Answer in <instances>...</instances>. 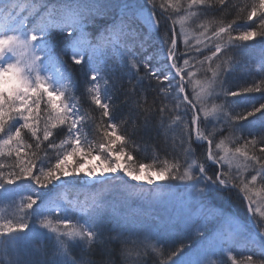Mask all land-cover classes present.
<instances>
[{
  "label": "snow or ice",
  "instance_id": "snow-or-ice-1",
  "mask_svg": "<svg viewBox=\"0 0 264 264\" xmlns=\"http://www.w3.org/2000/svg\"><path fill=\"white\" fill-rule=\"evenodd\" d=\"M0 17V264H264V0H0ZM256 57L259 81L225 86Z\"/></svg>",
  "mask_w": 264,
  "mask_h": 264
},
{
  "label": "trees",
  "instance_id": "trees-1",
  "mask_svg": "<svg viewBox=\"0 0 264 264\" xmlns=\"http://www.w3.org/2000/svg\"><path fill=\"white\" fill-rule=\"evenodd\" d=\"M2 21V19L0 20ZM254 43L256 41H253ZM253 43V44H254ZM163 56V55H162ZM66 59H68V57H65ZM159 58V56L157 57ZM164 58L162 57V60ZM182 63V61H181ZM257 68H260L259 63H258V57L252 59V61L250 63H248L245 66H237L235 68L234 71H232L228 77H227V83H226V87L232 88L233 90H235L238 87H243V86H247L248 84L253 82V79H258L261 77L260 73H258ZM198 75H200L198 73ZM202 77V76H201ZM203 78V77H202ZM77 79L79 81H82L83 78L79 77V75L77 74ZM195 84V81H194ZM83 87V85H81V88ZM189 91V89H188ZM191 92V91H189ZM77 95H79V93H77ZM257 98L259 97V93L256 94H249L246 97H238V98H231L232 100H235L238 102V107H237V111L242 110L244 107L249 106L251 101L253 100V98ZM85 107H87V105H85ZM57 143H59V140H57ZM195 147V145H194ZM206 148V146H204ZM197 155L201 156L203 149L197 148ZM150 153L147 154V158L145 157V154H141V159L144 160L145 163L150 162ZM201 158H203L201 156ZM131 183V182H130ZM169 182L166 181V183L164 184H168ZM134 184V183H132ZM175 188V187H173ZM144 189L146 190V187L144 186ZM179 189V188H176ZM140 189H134V188H129L128 191L135 193L137 191H139ZM235 207L238 209V211L240 213H244L246 210H244V208H242L239 205H235ZM143 260V264H158L157 259L151 254V252H149L148 254L144 255L142 258Z\"/></svg>",
  "mask_w": 264,
  "mask_h": 264
},
{
  "label": "rangeland",
  "instance_id": "rangeland-1",
  "mask_svg": "<svg viewBox=\"0 0 264 264\" xmlns=\"http://www.w3.org/2000/svg\"><path fill=\"white\" fill-rule=\"evenodd\" d=\"M181 2L183 3V0H181ZM189 25H191V21H186V22H185V31H186V33L189 35V38L192 40V43L194 44V43H195V40L192 39V37H193V35H194V29L191 28V27H189ZM176 29H177V32L179 33V30H180V24H179V22H177V24H176ZM253 41H255V39H254ZM253 41H250V43H254ZM178 46H179L181 49H183V47H184V45H183V43H182V39H181V37H180L179 35H178ZM162 57H163L162 55H159V58H158V59L161 61V63H163ZM257 71H258V73H260L259 68H257ZM260 78H261V77H260ZM260 78L256 79V81H259ZM196 79H197V80H202L203 78L201 77V75H198V74H197ZM189 90L191 91V88H189ZM229 99L232 100L231 97H230ZM42 105H43V104H42ZM41 107L43 108V106H41ZM236 110H237V108H236ZM250 119H251V118H250ZM206 147H207V146H206ZM229 147H231V145H229ZM89 161H90V163L93 164V165L97 164V161H96L95 159H93V158H89L88 160L84 161V167L87 168V167L89 166ZM73 162H74V161H73ZM120 174H121V173H118V175H120ZM82 175H83V174H82ZM126 179H129V178H126ZM154 179H155V177H154ZM130 182H131V183H134V184H137V183L143 184V185L146 187V189H148V188H153L155 191H158V192H160V193H162V194H164V195H169V194H176V195H179V194L182 192L181 189H176V188H162V189H155V186H154V185H147L145 181H141V182L130 181ZM157 183H158V184H164V183H166V181H159V180H157ZM231 210H232L233 212H239L238 209H237L235 206H232V209H231ZM244 210H245V209H244ZM239 213H240V212H239ZM234 254L237 255V259L240 258L238 252H235ZM223 259L225 260L226 264H231V261L228 260L227 256H224Z\"/></svg>",
  "mask_w": 264,
  "mask_h": 264
}]
</instances>
